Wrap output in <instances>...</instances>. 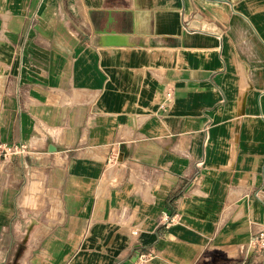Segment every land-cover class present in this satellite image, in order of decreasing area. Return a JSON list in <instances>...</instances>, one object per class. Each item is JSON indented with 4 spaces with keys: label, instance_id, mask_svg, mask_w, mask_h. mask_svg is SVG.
<instances>
[{
    "label": "crops",
    "instance_id": "0c3cea01",
    "mask_svg": "<svg viewBox=\"0 0 264 264\" xmlns=\"http://www.w3.org/2000/svg\"><path fill=\"white\" fill-rule=\"evenodd\" d=\"M4 144L0 264H264V0H0Z\"/></svg>",
    "mask_w": 264,
    "mask_h": 264
},
{
    "label": "built area",
    "instance_id": "2783aa9c",
    "mask_svg": "<svg viewBox=\"0 0 264 264\" xmlns=\"http://www.w3.org/2000/svg\"><path fill=\"white\" fill-rule=\"evenodd\" d=\"M27 146L24 144H4L0 145V155L4 160H12L14 157H23L27 154ZM175 221V215L169 216L166 213H162L158 218V224L160 226L167 227ZM133 235H136L133 233ZM248 248L251 252L260 253L264 251V229L255 235L248 244Z\"/></svg>",
    "mask_w": 264,
    "mask_h": 264
},
{
    "label": "water",
    "instance_id": "95a60500",
    "mask_svg": "<svg viewBox=\"0 0 264 264\" xmlns=\"http://www.w3.org/2000/svg\"><path fill=\"white\" fill-rule=\"evenodd\" d=\"M109 19V18H108ZM107 19V20H108ZM93 25H94V31L97 35H111L106 37H112V35H115V28L107 23L105 20H102V18L98 17L96 20L91 18ZM106 40H112V38H106ZM114 40V39H113Z\"/></svg>",
    "mask_w": 264,
    "mask_h": 264
}]
</instances>
